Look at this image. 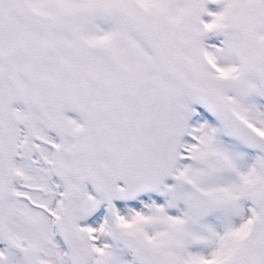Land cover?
Segmentation results:
<instances>
[{"label": "snow or ice", "instance_id": "1", "mask_svg": "<svg viewBox=\"0 0 264 264\" xmlns=\"http://www.w3.org/2000/svg\"><path fill=\"white\" fill-rule=\"evenodd\" d=\"M0 264H264V0H0Z\"/></svg>", "mask_w": 264, "mask_h": 264}]
</instances>
